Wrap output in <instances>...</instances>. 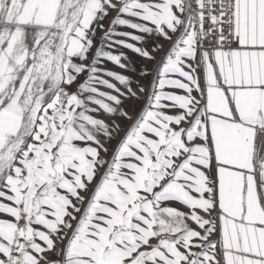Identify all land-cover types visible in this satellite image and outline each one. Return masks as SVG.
I'll return each mask as SVG.
<instances>
[{"label":"snow or ice","instance_id":"snow-or-ice-1","mask_svg":"<svg viewBox=\"0 0 264 264\" xmlns=\"http://www.w3.org/2000/svg\"><path fill=\"white\" fill-rule=\"evenodd\" d=\"M0 264H264V0H0Z\"/></svg>","mask_w":264,"mask_h":264},{"label":"rangeland","instance_id":"rangeland-1","mask_svg":"<svg viewBox=\"0 0 264 264\" xmlns=\"http://www.w3.org/2000/svg\"><path fill=\"white\" fill-rule=\"evenodd\" d=\"M104 23H105V27H107L108 24H109V21L106 20ZM120 30H129V29H127V28H121ZM98 39H99V37H98ZM125 52H126V55L128 56L127 63L129 65V67H128L127 70L119 69L117 66L113 65L111 62H108L106 64V67L107 68H110V69H112L114 71H120V72L127 71L128 73H131L133 71V69L139 67L140 64L143 63V61H141L140 58L137 57L136 54L132 53L130 50H125ZM105 78H107V77H105ZM113 82H115V81H113ZM102 90L109 91L106 88L105 89H102Z\"/></svg>","mask_w":264,"mask_h":264}]
</instances>
